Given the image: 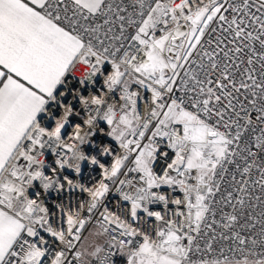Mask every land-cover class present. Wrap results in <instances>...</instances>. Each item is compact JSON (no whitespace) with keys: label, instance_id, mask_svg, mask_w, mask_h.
<instances>
[{"label":"snow or ice","instance_id":"snow-or-ice-1","mask_svg":"<svg viewBox=\"0 0 264 264\" xmlns=\"http://www.w3.org/2000/svg\"><path fill=\"white\" fill-rule=\"evenodd\" d=\"M0 264H264V0H0Z\"/></svg>","mask_w":264,"mask_h":264}]
</instances>
